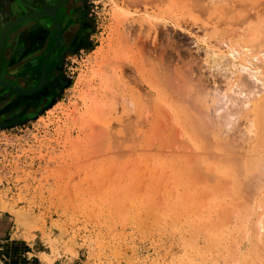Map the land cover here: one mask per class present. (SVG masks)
Returning a JSON list of instances; mask_svg holds the SVG:
<instances>
[{"label":"rangeland","instance_id":"374dc122","mask_svg":"<svg viewBox=\"0 0 264 264\" xmlns=\"http://www.w3.org/2000/svg\"><path fill=\"white\" fill-rule=\"evenodd\" d=\"M31 1L0 0V8L15 17L24 12L19 3ZM80 4L66 28L71 46L58 61L51 59L60 42L57 34L55 44L28 64L34 75L41 60L47 63L54 73L45 85L56 91L44 99L46 91L36 94L45 85L34 94L13 90L20 94L13 105L21 102L22 109L13 119L0 122H11L0 127V209L13 214V235L30 243L41 236L49 251L41 254L47 264L55 258L65 264H264V234L256 246V239L246 235L259 219L264 226V204L260 208L259 201L263 203L259 196L264 190L257 186L256 194L254 172L240 176L245 185L242 190L235 187L238 194L227 185L228 175L211 173L220 153L235 155L249 145L247 135L236 132L243 118L228 128L217 118L232 106L218 97L232 93L230 85L245 72L240 75L225 63L227 72L221 64L212 68L201 42L219 45L217 41L230 38L253 50L261 45L264 51V38L260 40L264 0H80ZM70 10L61 15L63 19ZM27 15L38 19L42 12ZM59 26L60 21L55 28ZM35 33L24 34L32 52L38 46L32 39L38 37ZM251 34L259 41L249 38ZM16 45L13 39L6 66L13 54H17L13 63L23 56ZM25 96L37 107L32 117L22 116L29 108ZM215 103L222 105L217 112ZM211 139L221 144L217 151H211L216 147ZM199 156L212 162L210 169H203ZM218 176L226 186L216 188ZM11 181L13 193L9 187L1 189ZM8 192L13 204H8ZM235 200L244 205L238 202L237 207ZM223 205L230 212L221 213ZM18 214L27 218L26 224L18 222ZM235 223L243 231L234 225L236 231Z\"/></svg>","mask_w":264,"mask_h":264},{"label":"bare ground","instance_id":"6f19581e","mask_svg":"<svg viewBox=\"0 0 264 264\" xmlns=\"http://www.w3.org/2000/svg\"><path fill=\"white\" fill-rule=\"evenodd\" d=\"M60 1V0H59ZM62 4V3H61ZM213 4V3H212ZM230 4V3H229ZM57 5V4H56ZM56 5H54V7H53V9L55 10V9H57V6ZM208 6V5H207ZM212 6V5H211ZM215 6V5H214ZM213 7V6H212ZM210 8V7H209ZM225 8V7H224ZM230 8V7H229ZM219 9V8H218ZM217 10V9H216ZM230 11V10H229ZM215 14V13H214ZM50 17H51V20H54L53 18V15L52 14H50ZM213 17V16H212ZM261 20V19H260ZM13 21H15L14 19H13ZM20 22V21H19ZM19 22H15L16 24H18ZM210 22V21H209ZM10 23H11V21H8V22H6V23H4L3 25H2V27H1V30H0V36H5L9 31H10ZM250 27V26H249ZM256 29V28H255ZM254 29V30H255ZM243 31V30H242ZM257 31V30H256ZM264 31V30H263ZM252 33H253V31H252ZM256 33V32H255ZM254 33V34H255ZM261 34V33H260ZM259 34V35H260ZM255 36V35H254ZM258 36V35H257ZM257 36H255V37H257ZM262 36V35H261ZM206 37V36H205ZM208 37V36H207ZM226 37V36H225ZM255 37L253 38V34H251V37H249V38H253V40L255 39ZM222 38H224V37H222ZM264 37H261V39L260 40H262ZM230 38H228V40H220V41H217L216 43L217 44H219V45H215V44H211V41H209V40H206V39H202V44H203V48L202 49H204V53H205V55H207V56H209V63L211 64V67L212 68H214V67H219L220 66V64H221V66L225 63V66H228L229 68L230 67H232V68H234L236 71L235 72H245V74H244V77H240V78H238V79H236L235 81H234V83L233 84H231L230 85V92L232 91V93H228V94H223L221 97H218V99L217 98H214L213 100H215V99H217V101H219V98H220V101H221V99H223L224 97L226 98V103L225 104H227V102L230 104V106L231 107H229L228 106V109L226 108V111L223 113V114H220V115H218V119H220L221 121H222V126H224L225 128H228V125L227 124H230L231 126H233L234 127V121L235 120H237V121H241L242 119L241 118H243V120L244 121H241V122H244V124H240L239 123V125H243V126H241L242 127V130H240V128L238 129L237 127H239V126H237L236 128L238 129V130H236V128H235V130H236V132H239L240 133V131H242V135H247V136H245L246 138L244 139L245 141H248V144L249 145H246L247 147H245L244 148V150H242V152L241 153H239V151H238V153H236L235 155H232V154H227V151H225V153L227 154H225V153H223L222 154V156H220L221 155V153L220 152H218V153H220L218 156L216 155V153H215V155L218 157H216V159H217V161L215 162L214 161V164H215V166L214 167H212L211 168V173H213V172H216V173H214L213 175H215V174H221V176L222 177H226L225 176V174L226 175H228V177H226L227 179H226V182L228 183L227 185H231V187L233 186L234 188L236 187V188H238L239 190H242V184H243V180L240 178V176L242 175V176H244V178L247 176V175H249L250 173H253V177H255L254 179L256 180V184H255V192H256V194H257V186H260V190H261V192H262V190H264V51L260 48L261 47V45H260V47H259V49L257 50V49H254L253 50V47L251 48V47H249V46H246L245 44V46H242V45H236L235 43H232V41H230L229 40ZM247 39V38H246ZM259 39V37L257 38V40L255 39L254 41H259L258 40ZM249 40V39H248ZM216 41V40H215ZM264 41V40H263ZM262 41V42H263ZM235 42V41H234ZM245 43V42H244ZM264 43V42H263ZM238 44V43H237ZM250 44V43H249ZM251 45V44H250ZM253 46H255V45H253ZM256 46H257V43H256ZM259 46V45H258ZM262 47H264V46H262ZM255 48V47H254ZM257 48V47H256ZM257 50V51H256ZM111 62V61H110ZM43 63H42V69H41V72H40V77H38L39 79H38V81H37V83L39 82V80L41 79V75H42V73H43ZM44 67H45V65H44ZM223 67V66H222ZM216 68V69H217ZM224 68V67H223ZM45 69H46V67H45ZM225 69V68H224ZM223 69V70H224ZM227 69V68H226ZM226 69H225V71H226ZM233 69V70H234ZM232 70V69H231ZM227 72V71H226ZM231 73H232V71H231ZM239 73V74H240ZM46 74V73H45ZM234 74V73H233ZM0 75H1V71H0ZM241 75V74H240ZM224 77V76H223ZM13 78V77H12ZM232 78V77H231ZM192 79V78H191ZM49 81V72L47 71V74H46V76L44 77V80H43V84H41L40 86H39V88H37L35 91H32V92H30V93H32V94H34L35 92H37V91H39L42 87H44V85L47 83ZM0 84L2 85V87L3 88H5V89H8V90H15V91H19V93L21 92H24V91H27V90H29V89H31V88H33V87H35L36 85H37V83L34 85V86H32L31 88H29V89H25V87L23 88V87H21L20 85H16L15 84V82H13L12 80H10V79H7L6 80V78L4 79L3 77H0ZM199 83V85H200V82H198ZM225 83V85H227L226 83L227 82H224ZM193 84V83H192ZM122 86V85H121ZM228 87H229V85H227ZM226 86V87H227ZM188 87H190V89L193 87H191V85L189 84V86ZM198 87V86H197ZM200 87V86H199ZM189 89V88H188ZM200 89H203V88H200ZM224 89V88H223ZM204 90H207V89H204ZM218 90V89H217ZM228 90V89H227ZM200 91H202V93H203V90H200ZM190 92H192V91H190ZM205 92V91H204ZM209 92V91H208ZM24 94H29V93H23V95ZM188 94V93H187ZM196 94V93H195ZM202 95V94H201ZM217 95H219V94H217ZM202 96H204V95H202ZM198 97H199V95H198ZM205 97H206V95H205ZM205 97L204 98H202L203 99V101L205 100ZM196 99V98H195ZM212 99V98H211ZM224 100V99H223ZM216 101V102H217ZM174 102V101H173ZM214 102V101H213ZM223 102V101H222ZM202 103V102H201ZM212 103V102H211ZM204 104H205V102H204ZM213 104V103H212ZM221 104V103H220ZM225 104H223V105H225ZM172 105V104H171ZM215 106H216V103L214 104ZM228 105V104H227ZM235 107H234V106ZM136 106V105H135ZM174 106V105H173ZM218 105V103H217V106L215 107V108H213L214 109V111L215 112H217V110L219 109V107H221V106H219ZM213 107V106H212ZM232 107H234V108H232ZM173 108V107H172ZM230 108V109H229ZM181 110V109H180ZM220 110V109H219ZM229 110V111H228ZM190 111V110H189ZM213 111V112H214ZM215 114V113H214ZM180 115V114H179ZM186 116V115H185ZM188 117H190V116H188ZM231 117H233V122H230L229 121V119L231 118ZM190 119V118H189ZM188 119V120H189ZM241 119V120H240ZM232 120V119H231ZM221 121H218L219 123H221ZM236 121V122H237ZM221 125V124H220ZM227 125V126H226ZM235 125H237V124H235ZM232 127V128H233ZM231 128V129H232ZM231 129H230V131H231ZM226 130V129H225ZM226 133V134H228L227 132H229V131H223V133ZM190 133V132H189ZM196 135V134H195ZM242 135H239V136H242ZM197 136V135H196ZM213 136V135H212ZM223 136V135H222ZM220 137V136H219ZM188 138V137H187ZM194 138H196V137H194ZM222 138V137H221ZM224 138V140H225V137H223ZM190 139V138H189ZM193 139V138H192ZM216 139V138H215ZM201 140V139H200ZM199 140V141H200ZM166 141V140H165ZM213 140L211 139V142H212ZM217 141L218 140H216V141H213L212 143L213 144H216V147H213L214 145L213 144H211V145H213L212 146V149H211V151L213 150L214 151V149L217 151V147L218 146H221V144L220 145H218L217 144ZM223 141V140H222ZM219 142V141H218ZM225 142H226V140H225ZM173 143V142H172ZM171 143V144H172ZM200 143V142H199ZM243 143V142H242ZM195 144V143H194ZM201 144V143H200ZM225 146V145H224ZM188 147V146H187ZM244 147V146H243ZM190 150H191V148L190 147H188ZM210 148V147H209ZM209 148H208V151H206L205 150V152H209ZM222 148H223V146H222ZM243 149V148H242ZM194 150V149H193ZM219 151V150H218ZM223 151V150H222ZM221 151V152H222ZM141 152V151H140ZM192 152V151H191ZM237 152V151H236ZM235 153V152H234ZM174 154V153H173ZM195 154V153H194ZM209 153H207V155H208ZM185 155H188L187 153L185 154ZM198 155H199V153H198ZM213 155V154H212ZM211 155V156H212ZM215 155H213V157L215 156ZM189 157V156H188ZM193 157H194V155H193ZM209 157H210V155H209ZM213 157H210V158H213ZM197 159L198 158H200V156L199 157H196ZM207 158V157H206ZM216 159H212V160H216ZM196 161V160H195ZM198 161H202L203 163H202V166H203V169H204V167H208L207 169H210V167L212 166L211 164H212V162H211V164L210 163H208L207 162V160L205 159V157L203 156L202 157V159L200 160V159H198ZM192 162H193V160H192ZM192 162H190V163H192ZM188 163V162H187ZM200 164H201V162H199ZM193 165V164H192ZM196 165H198V164H196ZM195 166V165H194ZM194 166H192L193 167V169L192 170H196L197 168H196V166L194 167ZM210 166V167H209ZM194 168H196V169H194ZM206 169V170H207ZM214 170V171H213ZM183 171V170H182ZM203 171V170H202ZM207 171H210V170H207ZM206 171V173H209V172H207ZM187 172V170L185 171V173ZM188 173V172H187ZM187 173H186V175H187ZM224 176H223V175ZM216 175V176H217ZM251 175H250V177H251ZM215 176V177H216ZM179 177V176H178ZM187 177V176H186ZM189 177H191L190 175H189ZM193 178H196V176L195 177H193ZM218 178V180H219V182H218V184H217V181H216V184L217 185H215L216 186V188H217V186L218 185H221L222 186V184H224V186H226L225 185V183H223L224 182V180L225 179H222L221 177H217ZM220 178V179H219ZM229 178V179H228ZM223 180V181H221L220 182V180ZM179 180V179H178ZM215 180V179H214ZM228 180V181H227ZM222 183V184H221ZM245 184H243V186H244ZM190 186V185H189ZM211 186V185H210ZM228 186V187H229ZM248 186V185H247ZM228 188V189H234V188ZM213 188V187H212ZM223 188V187H222ZM236 188L234 189V190H231V191H233V193H234V191L236 190ZM224 189H226L225 187L222 189V191L224 190ZM236 190L235 191V193L237 192V191H239V190ZM204 190V189H203ZM207 190V189H206ZM205 190V191H206ZM219 190H220V187H219ZM202 191V190H201ZM200 191V192H201ZM209 191V190H208ZM207 191V192H208ZM213 191H215V190H211L210 192H212V195H213ZM199 192V191H198ZM204 192V191H203ZM202 192V193H203ZM216 193H217V190L215 191ZM226 192V195H230V194H232V193H230V194H227V191H225ZM228 192H230V190L228 191ZM241 192V191H240ZM259 192V191H258ZM189 193H190V191H189ZM205 193V192H204ZM263 194H264V191L262 192ZM261 193V194H262ZM200 194V193H199ZM211 194V193H210ZM218 194V193H217ZM221 194H223V193H221ZM236 194H238V193H236ZM242 194V193H241ZM241 194H239L240 195V197H241ZM253 194V193H252ZM165 195V194H164ZM170 195V194H169ZM190 195V194H189ZM192 195H194V194H192L191 193V197H192ZM203 195V194H202ZM205 195V194H204ZM216 195V194H215ZM220 195V194H219ZM258 195H260V194H258ZM172 196V195H171ZM201 196V195H200ZM222 196V195H221ZM264 196V195H263ZM262 195H260L259 196V198L260 197H262V199H264V197H263ZM190 197V198H191ZM195 197V196H194ZM202 197V196H201ZM213 197V196H212ZM211 197V198H212ZM218 197V196H217ZM235 197V196H234ZM239 197V198H240ZM209 198V197H208ZM243 198V199H242ZM242 198H240V200H244V201H242V202H246V200L247 199H245L243 196H242ZM251 198H252V196L248 199V200H250L251 201ZM193 199V198H192ZM236 199V198H235ZM233 200V199H232ZM239 200V199H238ZM256 200V201H255ZM185 201V200H184ZM206 201H208V199H206ZM227 202H228V200H226ZM230 201H231V199H230ZM228 202L229 203V207H230V210L232 209L231 208V206L233 207V205H234V203H232L233 201H231V202ZM236 201V200H235ZM234 201V202H235ZM252 201H253V203H255V202H257V206H255L256 208L259 206V203H258V200L257 199H255V198H253L252 199ZM260 201V205L262 204V206L260 207V208H262L263 209V204H264V200H263V203L261 202V199L259 200ZM191 202V201H190ZM200 202V201H199ZM238 202H239V205H244V203L242 204V202L240 203V201H236V205H237V207H241V206H239L238 205ZM179 203V202H178ZM207 203V202H206ZM219 203V202H218ZM231 203L233 204V205H231ZM248 203H249V201H248ZM219 204H224V202L222 203H219ZM218 204V205H219ZM252 204V203H251ZM172 205V204H171ZM202 205V204H201ZM217 205V206H218ZM226 205H228L227 203H226ZM146 206V205H145ZM207 206V205H206ZM216 206V207H217ZM245 206L247 207V206H249L248 204L246 205V203H245ZM138 207V206H137ZM189 207V206H188ZM195 207H197V206H195ZM199 207H200V205H199ZM199 207H198V209H199ZM221 207H224V205L223 206H221ZM220 207V208H221ZM228 207V206H227ZM226 206L224 207L225 208V211H224V209L222 210V208L220 209V210H218L217 208V210L218 211H220L221 213H223V214H225L226 213V211H228L229 210V207L227 208ZM237 207H236V209H237ZM250 207H252V208H255V207H253V206H250ZM250 207H249V209H250ZM201 208V207H200ZM235 208V207H234ZM186 209H188V208H186ZM214 209V208H213ZM240 209V208H239ZM189 210V209H188ZM192 210V209H191ZM193 210H194V208H193ZM206 210V209H205ZM230 210L228 211V212H230ZM234 210V209H233ZM241 210V209H240ZM254 209H251V212L253 211ZM257 210V209H256ZM258 210H259V208H258ZM182 213H184L183 211H181ZM189 212V211H188ZM219 212V213H220ZM236 212V211H235ZM238 212H241V211H238ZM248 212H250V211H248ZM185 213H186V211H185ZM191 213H193V211L191 212ZM220 213V214H221ZM233 213H234V211H233ZM237 213V212H236ZM245 213V212H244ZM263 213H264V211H263ZM181 214V213H180ZM187 214V213H186ZM228 214V213H227ZM237 214H240V213H237ZM188 215H189V213H188ZM234 215V214H233ZM232 215V216H233ZM236 215V214H235ZM234 215V216H235ZM247 215V214H246ZM226 216V215H225ZM233 216V217H234ZM240 216V215H239ZM264 216V215H263ZM221 217V216H220ZM238 217V216H237ZM236 217V218H237ZM250 217V216H249ZM217 218V217H216ZM242 218V217H241ZM241 218H240V220H241ZM202 219V218H201ZM224 219H225V217H224ZM233 219H235V218H233ZM263 219V218H262ZM17 220H18V222H20V223H22V224H26V220H27V218L24 216V215H22V214H18L17 215ZM221 220V219H220ZM230 220V219H229ZM246 220V222H247V219H245ZM258 220V219H257ZM256 220V221H257ZM226 221V220H225ZM234 221V220H233ZM252 221V220H251ZM263 221V220H262ZM260 219L257 221V225H255V224H252V226L254 225V226H256V227H252L253 228V230H252V228H249V227H247L246 225H243V224H241V223H243V221L241 222V221H237L238 223H240L241 225H243V227L245 228V229H243V230H245V231H248L249 229V232H248V234H247V232H246V235H249L248 236V238L249 237H251L252 239L253 238H255L256 239V241L253 243V245L255 244V246L260 242L259 240H260V238H261V236L264 234V226H263V224H261V222H262ZM227 222H228V219H227ZM245 221H244V224L246 223ZM28 223V222H27ZM225 223V222H224ZM229 223V222H228ZM237 223V224H238ZM252 223V222H251ZM206 224V223H205ZM232 224V223H231ZM239 224V225H240ZM203 226H204V224H202ZM216 225H218L217 224V222H216ZM219 225H221V224H219ZM236 226V227H238L237 225H236V223L235 224H233V226ZM240 225V226H241ZM235 226L233 227V228H235ZM206 227V226H205ZM242 227V228H243ZM220 228V227H219ZM228 228V227H227ZM227 228H226V230H227ZM239 228V227H238ZM238 228H235V230L237 229L238 231H239V229L240 230H242L241 229V227L238 229ZM248 230H247V229ZM229 230V229H228ZM236 230V231H237ZM242 230V231H243ZM245 231H244V233H245ZM231 232V231H230ZM254 232H256V234L254 233ZM221 233V232H220ZM225 233V232H224ZM226 234H227V232H226ZM229 234V233H228ZM240 234V233H239ZM243 234V233H242ZM239 236V235H238ZM256 236V237H255ZM243 238V237H242ZM241 238V239H242ZM250 238V239H251ZM230 239V238H229ZM236 239V238H235ZM240 239V238H239ZM244 239V238H243ZM261 239H263V238H261ZM220 240V239H219ZM237 240H238V237H237ZM247 240V239H246ZM182 241V240H181ZM236 242V241H235ZM264 242H262L261 243V245H263V247H264V244H263ZM234 245V244H233ZM258 246L259 248L260 247H262V246ZM253 248V247H252ZM258 248V249H259ZM261 249V248H260ZM263 250H264V248H263ZM254 257V256H253ZM251 260H252V258H251ZM264 260V259H263ZM259 262V261H258ZM264 263V262H263ZM252 264V263H251Z\"/></svg>","mask_w":264,"mask_h":264},{"label":"flooded vegetation","instance_id":"af4514ba","mask_svg":"<svg viewBox=\"0 0 264 264\" xmlns=\"http://www.w3.org/2000/svg\"><path fill=\"white\" fill-rule=\"evenodd\" d=\"M11 1L13 2V0ZM54 5L57 6V9L55 10L53 9ZM79 5H81L80 0H60V1L59 0H32L31 3L30 2H26V3L24 2L23 4L19 3V6L23 8L24 12L20 13L19 15L15 17L12 15H8L11 12L7 14L3 10L4 11L3 13V11H1L2 9L0 8V11H1L0 12V30H1L2 25L8 21L12 22L13 19L14 20L19 19L34 11L42 12L41 18L33 19L31 18L32 16H30L28 19L21 20L18 24L10 25L11 26L10 31L5 36L3 37L0 36V71H1L0 77H3L4 79L6 78V80L10 79L14 81L16 85H20V84H17L19 80L15 79V78H19L21 79L22 82H24V86L22 85L20 86L23 88L25 87V89H29L32 86H34L39 79L38 77H40V72L42 69L43 61L42 60L40 61L39 72L34 75L30 73L31 71L28 65L30 64L29 61L32 58H35V55L39 56L40 53H45L46 51H48V49L52 47V45L55 44L56 42L55 37L57 34H59L60 42L56 43L54 50L51 52L52 54L51 59H55L58 61L59 55H61L68 47L71 46V43H69V40L67 41L68 31L66 30V28H67L68 22L70 21V18L73 17L72 16V14H74L73 12H76ZM12 8H13V5H12ZM67 9L68 10L71 9L70 13L67 16L65 15V18L63 19V16L61 15L65 13ZM11 14H13V12ZM50 14L53 15L54 20H51ZM7 15L9 17H7ZM58 21H60L59 30L55 28V25L57 24ZM31 31L32 32L35 31L36 33L34 35L36 34L38 35V37L32 38L34 40L37 39L34 41L36 42L34 44L35 46H37L38 44L37 48L34 49L36 52L30 51L32 48L29 46L27 37L24 36L25 33L29 34L31 33ZM13 39L17 43L16 49L18 50V52H22L23 56L19 57L16 63H13V58L17 56V54H13L12 59H10L8 63V66H6L7 59L11 55V51L13 48ZM51 40L53 41L51 42ZM43 64L45 65L47 71L49 72V77L51 74V77L53 78V73H54L53 69H51L50 66L48 67L47 63H43ZM12 77H15V78H12ZM45 91L46 93L44 94V97H43L44 99L48 97V94L56 91V88L55 87L53 88V86L49 87V85H45V87L39 93H37L36 96L42 95L43 92ZM17 97H20V94L12 90L5 91L2 85L0 84V122L13 119V116L22 109L21 107L22 105H19L21 102L13 105V99ZM29 98L31 97L25 96L23 97V101L26 102L29 100ZM30 102L28 101L29 108L24 113H22L23 117H32L33 114L37 110V107L36 106L34 107L33 105L35 103H33L32 101Z\"/></svg>","mask_w":264,"mask_h":264},{"label":"crops","instance_id":"0c3cea01","mask_svg":"<svg viewBox=\"0 0 264 264\" xmlns=\"http://www.w3.org/2000/svg\"><path fill=\"white\" fill-rule=\"evenodd\" d=\"M9 187L13 193V181L9 185L3 184L1 189ZM11 193H7L8 204H13L9 199ZM0 264H47L43 261L41 254H49L46 244L41 236L37 235L32 243L13 235L15 219L8 210L0 209ZM7 223V226L6 223ZM18 228V226H17ZM55 258L51 264H65L67 261H60Z\"/></svg>","mask_w":264,"mask_h":264},{"label":"water","instance_id":"95a60500","mask_svg":"<svg viewBox=\"0 0 264 264\" xmlns=\"http://www.w3.org/2000/svg\"><path fill=\"white\" fill-rule=\"evenodd\" d=\"M29 17H30V15H25V16L19 18V19H16L15 21H12V22L10 23V25H15L17 22H19V21H21V20L28 19ZM15 22H16V23H15ZM43 63H44V62H43ZM45 73L47 74V69H45V67H44V65H43V73H42V75H41V79L39 80V82L37 83V85H36L35 87H33V88L27 90V91L22 92V93H30V92H32V91H35L37 88H39V86H40L41 84H43L42 82H43V80H44V77L46 76ZM0 83H1V82H0ZM10 124H11V122L0 123V127H2V126H8V125H10Z\"/></svg>","mask_w":264,"mask_h":264}]
</instances>
